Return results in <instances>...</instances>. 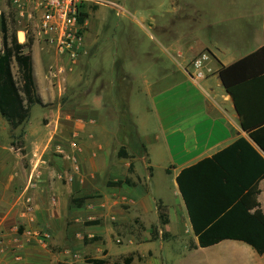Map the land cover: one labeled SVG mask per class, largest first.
<instances>
[{
    "label": "crops",
    "instance_id": "1",
    "mask_svg": "<svg viewBox=\"0 0 264 264\" xmlns=\"http://www.w3.org/2000/svg\"><path fill=\"white\" fill-rule=\"evenodd\" d=\"M193 1L169 0L183 12L188 4L195 8ZM203 2L198 13L205 18L199 26L183 18L175 21L170 13L150 18L149 25L159 31L165 46L128 53L130 62L122 67L115 58L113 69L123 73L119 84L115 79L96 82L100 73L90 63L107 24L104 16L88 15L84 20L87 56L65 68L63 83L49 82L47 68L53 63L67 65L51 48L32 41L33 81L43 105H36L42 109L39 125L29 117L11 130L0 117V264H86V254L105 261L138 254L131 264L146 257L145 264H163L156 261L151 246L176 237L169 230L172 221L197 244L176 178L184 168L240 138L258 150L241 129L219 71L264 46V0ZM203 52L210 56L212 73L197 82L185 68ZM157 53L164 58H157ZM83 74L89 76L85 81ZM71 85L76 89L68 93ZM122 102L135 135L120 133ZM10 135H21L22 146H10ZM72 143L77 149L71 148ZM121 150L128 158L118 157ZM156 169L164 173V185L155 180ZM126 179L133 185L107 186ZM258 190L257 202L264 214V179ZM83 198L80 207L72 203ZM27 200L33 207L31 215L25 214ZM159 203L168 217L166 225L159 221ZM127 230V243L121 246L125 251L113 253L120 248L114 247L112 238ZM94 237L99 240L92 242ZM240 255L223 245L207 261H236ZM259 257L257 264H264V255Z\"/></svg>",
    "mask_w": 264,
    "mask_h": 264
},
{
    "label": "trees",
    "instance_id": "2",
    "mask_svg": "<svg viewBox=\"0 0 264 264\" xmlns=\"http://www.w3.org/2000/svg\"><path fill=\"white\" fill-rule=\"evenodd\" d=\"M87 17L81 11L80 24ZM13 26V22L10 24L4 15H0V117L9 124L11 130H16L29 120L32 107L43 105L36 95L33 81L29 52L32 40L26 45H19L12 31ZM25 49L27 53H24ZM13 64L17 68V79L12 71ZM219 77L234 101L241 129L261 152L240 138L212 157L180 171L176 184L197 239V244L192 243L191 247L194 250L208 249L225 241H234L247 245L262 256L264 214L257 196L259 182L264 179V46L233 65L222 67ZM120 106V125H129L131 134L135 135L126 103L122 102ZM20 137L11 135V146H22L15 142ZM118 157L128 158V155L121 150ZM123 185L133 183L129 179L107 183L109 187ZM85 200H73L72 203L80 207ZM157 210L160 223L168 224L165 209L160 203L157 204ZM97 223L87 222L89 225ZM154 233L152 231V239H155ZM98 240L97 237L91 239L92 242ZM131 262L130 256L124 259L123 264ZM91 264L107 262L94 260Z\"/></svg>",
    "mask_w": 264,
    "mask_h": 264
},
{
    "label": "rangeland",
    "instance_id": "3",
    "mask_svg": "<svg viewBox=\"0 0 264 264\" xmlns=\"http://www.w3.org/2000/svg\"><path fill=\"white\" fill-rule=\"evenodd\" d=\"M204 0H194L193 5L196 8H192V1L189 2L184 8L186 12L176 11L169 0H86L83 4L81 11L86 15H100L104 16L107 20V24L104 26L105 30H102L99 34L98 43L95 46V56L90 60L91 67L95 70H99V77L95 78L96 82L107 81L110 79H115L117 84L123 81L122 71L117 72L114 68L115 58L120 63V66L128 65L130 60L128 59V53H135L136 51L140 52L143 50H160L165 46L162 36L159 31L152 29L149 25L150 18L152 19L157 13H170L169 17H172L175 21L176 19H185L190 20L193 25H198L204 21L205 16L200 12L202 7L201 4L204 3ZM0 15H4L7 21L11 24L13 22L14 26L12 31L16 34L15 27V15L14 11L8 0H0ZM208 18V17H207ZM187 25V24H186ZM190 27V26H189ZM2 45V37L0 33V47ZM201 54V53H200ZM157 58H164V55L160 53L155 55ZM144 61H141L143 63ZM146 63V62H145ZM12 71L15 78H18L17 68L13 64ZM117 74V78L116 77ZM89 76L86 74L82 76V81L88 79ZM126 83V82H125ZM72 87V85H71ZM69 87L68 93L73 92L76 88ZM71 89V90H70ZM84 89V88H83ZM42 115V109L39 106H35L30 113V122L32 124H38ZM39 125V124H38ZM121 126V125H120ZM120 133L124 135H132L131 127L125 125L121 126ZM11 135L9 137V145L11 146ZM16 143H21V137L15 141ZM142 154H140V157ZM164 173L156 169L155 171V180L159 186L165 184ZM169 179L166 180L168 183ZM169 185V183H168ZM100 190L104 189L100 186ZM168 201V199H166ZM169 201H173L169 198ZM88 222V221H87ZM114 222V221H113ZM86 223V222H85ZM180 225L172 221L169 226V230L172 234H175V238L169 241L168 243H162L160 241L154 242L151 246V249L154 252L156 261L163 264H241V261L246 259V264H257L259 262V256L247 245L234 242V241H225L208 249H198L194 251L192 249V241L188 240L186 234L179 232ZM130 233L128 230L125 232L117 233L116 236L112 238V242L115 248H120L118 250H113V253L118 251H125L121 246L125 245L126 234ZM134 233V232H133ZM132 233V234H133ZM228 245L232 250L241 253V257L235 259L236 261L222 262L215 261L213 258L210 262L207 261V258L212 256L216 250L223 246ZM242 247L243 249H239ZM146 250V246L142 248ZM214 251V252H212ZM132 257L136 259L139 255L127 254L123 255L117 259L111 260L108 259L107 264L119 263L123 264V261L127 257ZM211 258V257H210ZM147 259V257H146ZM145 259V260H146ZM83 260L86 264H91L92 259L91 255L83 256ZM145 260L140 259V263L136 262L135 264H145Z\"/></svg>",
    "mask_w": 264,
    "mask_h": 264
},
{
    "label": "built area",
    "instance_id": "4",
    "mask_svg": "<svg viewBox=\"0 0 264 264\" xmlns=\"http://www.w3.org/2000/svg\"><path fill=\"white\" fill-rule=\"evenodd\" d=\"M15 15L19 45L36 41L53 50L58 60L67 66L51 64L47 68V80L53 84L65 81V68L70 69L87 56L84 49V23L80 24L81 8L86 0H8ZM18 34V36H17ZM22 35V41L20 40ZM1 49V47H0ZM210 56L203 52L193 58L185 72L200 82L212 73L208 63ZM71 148L77 149L75 143ZM78 168L75 167V171ZM69 178L68 181H71ZM33 207L26 201L25 214L31 215Z\"/></svg>",
    "mask_w": 264,
    "mask_h": 264
},
{
    "label": "bare ground",
    "instance_id": "5",
    "mask_svg": "<svg viewBox=\"0 0 264 264\" xmlns=\"http://www.w3.org/2000/svg\"><path fill=\"white\" fill-rule=\"evenodd\" d=\"M20 40H22V36L20 35Z\"/></svg>",
    "mask_w": 264,
    "mask_h": 264
},
{
    "label": "water",
    "instance_id": "6",
    "mask_svg": "<svg viewBox=\"0 0 264 264\" xmlns=\"http://www.w3.org/2000/svg\"><path fill=\"white\" fill-rule=\"evenodd\" d=\"M257 147V146H256ZM258 148V147H257ZM258 150L261 152V150L258 148Z\"/></svg>",
    "mask_w": 264,
    "mask_h": 264
}]
</instances>
